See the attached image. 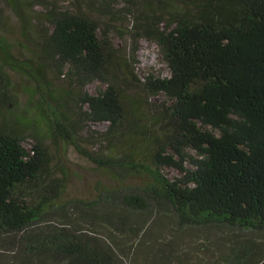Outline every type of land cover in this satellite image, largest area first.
Wrapping results in <instances>:
<instances>
[{"label":"trees","instance_id":"1","mask_svg":"<svg viewBox=\"0 0 264 264\" xmlns=\"http://www.w3.org/2000/svg\"><path fill=\"white\" fill-rule=\"evenodd\" d=\"M67 1L4 0L35 50L31 59L13 61L0 45V61L32 80L42 103L40 119L0 121V249L18 254L6 264H123L127 253L116 233L129 231L134 246L142 244L159 205L170 208L175 229L237 233L211 241L216 256L188 264H264V0ZM113 20L128 21L131 51L113 41L111 31L122 32ZM142 38L158 44L169 76L138 77L134 54ZM48 71L67 88L53 86ZM0 74L1 105L11 98ZM95 81L104 87L94 94L85 88ZM160 94L162 101H152ZM89 123L107 126L92 131ZM47 138L72 146L114 183H99L92 200L58 203L64 177ZM167 167L180 176L169 178ZM131 177L141 185L127 184ZM69 208L90 231L64 213ZM133 212L152 217L133 222ZM104 225L114 237L101 233Z\"/></svg>","mask_w":264,"mask_h":264},{"label":"rangeland","instance_id":"2","mask_svg":"<svg viewBox=\"0 0 264 264\" xmlns=\"http://www.w3.org/2000/svg\"><path fill=\"white\" fill-rule=\"evenodd\" d=\"M62 6H69L67 0H56ZM35 9H41L37 6ZM93 17L99 19L101 22L105 21L106 18L99 14H93ZM103 22L102 24H104ZM113 27L119 28L122 32L111 31V37L115 44L121 45L127 51H131L130 39L124 31L128 21L121 22L113 20ZM30 37L24 36L22 34V26L17 15L11 10V8L4 2L0 0V45L3 46L11 57L13 61H22L28 58H32L35 50L34 43L29 39ZM137 52L134 54L136 60V71L138 77L143 81L147 76L154 77H167L170 75V69L165 61L164 57L160 52L158 44L146 38L140 39L136 44ZM0 71L8 78V92L11 100L6 101L0 105V121L9 120L15 118L18 115H30L34 120L40 119L39 114L41 111L38 110L42 107L40 92H37L34 82L29 79L21 69L12 66L10 63L2 65L0 61ZM1 75V74H0ZM3 77V76H2ZM47 79L53 82V86L65 88L68 86L66 81L55 77L50 71L47 72ZM0 81L3 82L0 77ZM104 85L98 81L92 82L86 86V90L90 93H97L99 90L103 89ZM67 88V87H66ZM69 89V87H68ZM133 93L137 95H144L142 88L132 87ZM164 96L162 94L152 97V101L156 103L162 101ZM31 111H30V110ZM26 111V112H25ZM28 111V112H27ZM42 125V130L44 131L46 127L44 126V121L40 120ZM88 128L92 131L102 130L107 126V123H89ZM87 131V128L84 129ZM89 130V131H90ZM34 139L28 136L27 140L24 141L26 147H31ZM45 143L51 152L55 162L60 161V166L56 167L57 174L64 177V189L58 199V203H71L72 201H89L96 196V186L99 183L109 184L112 181V177L109 173L99 169L93 162L79 154L72 146H67L66 148L61 145L59 148L56 142H52L47 138ZM87 149H93L90 143L86 144ZM64 149V150H63ZM94 150V149H93ZM190 154L194 155V151H190ZM54 165V164H53ZM185 165L190 166L188 161ZM65 172V173H64ZM164 173L171 179L180 176L178 170L174 168H165ZM127 184L141 185L142 179L130 178L126 181ZM114 209V207H112ZM119 208L116 207V211ZM156 223L155 227H152V231L146 235L140 242L142 244H135L131 238L133 237L129 231L124 234L116 233L119 237L117 239L123 246L124 252L127 254L123 255V264H154L156 261L163 260L167 261L166 258L174 257L171 263L168 264H188L192 263L195 259L200 260L203 257H209L211 255L216 256L217 247L211 244V241H216L218 238L234 239L236 232L225 230L222 228H217L215 226L207 227H187V228H174V214L170 211L167 205L154 207ZM65 214L74 217L75 223L86 231H90L91 224L82 220V215L78 209L69 208L64 211ZM55 222H57L60 217L57 214ZM152 217V213H136L133 212L130 218L131 221L138 220L140 222L147 221ZM73 218V219H74ZM99 227L98 224L94 226ZM106 231L111 232L114 237V228L111 226L106 227ZM163 233V234H162ZM162 234V235H161ZM111 235V234H110ZM178 237L179 244L169 243L168 240L170 236ZM254 236V235H253ZM121 237V238H120ZM210 239L205 246V238ZM158 238V242H155ZM192 242V245L188 246L186 243ZM155 244V249H151V244ZM167 243V244H166ZM169 243V244H168ZM194 243V244H193ZM202 243V244H201ZM170 244L172 247H170ZM201 244V245H199ZM199 245V246H198ZM204 245V249H200ZM134 246V247H133ZM130 247V249H129ZM133 247V248H132ZM200 249V250H199ZM133 252V253H131ZM178 257L177 259L175 258ZM7 259H18V254L16 252H11V250L0 249V264H6ZM192 261V262H191Z\"/></svg>","mask_w":264,"mask_h":264}]
</instances>
